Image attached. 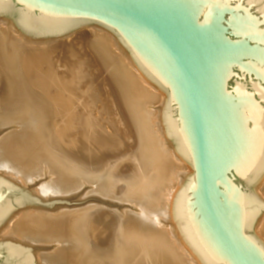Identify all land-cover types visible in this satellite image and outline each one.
I'll return each mask as SVG.
<instances>
[{"label":"water","instance_id":"water-1","mask_svg":"<svg viewBox=\"0 0 264 264\" xmlns=\"http://www.w3.org/2000/svg\"><path fill=\"white\" fill-rule=\"evenodd\" d=\"M0 17L36 37L97 24L159 87L163 127L193 170L173 219L200 264H264L253 191L264 176V0H0ZM0 175V226L16 209L53 207ZM0 264H36L0 240Z\"/></svg>","mask_w":264,"mask_h":264},{"label":"bare ground","instance_id":"bare-ground-1","mask_svg":"<svg viewBox=\"0 0 264 264\" xmlns=\"http://www.w3.org/2000/svg\"><path fill=\"white\" fill-rule=\"evenodd\" d=\"M86 27L92 30V40L90 51L85 49L83 53L91 59L95 72L92 77L98 75L99 89L94 86V91L86 89L70 97V93L66 94L69 81L57 80L63 74L56 78L51 62L44 65L64 43L58 40L62 37H36L21 30L14 19L0 17V94L5 100L0 103V125L14 126L0 139V170L21 183L32 182L47 171L52 180L43 185L44 194H68L88 183L98 195L137 209L118 217V235L108 249L94 235L92 213L73 209L49 213L16 208L0 226V235L4 233L2 239H20L31 245L56 243L54 252L41 255L45 264H200L173 219L174 196L193 170L165 134L161 118L165 96L112 35L97 24ZM73 46L71 41L65 48ZM24 58L28 59L26 66ZM77 72L81 76L82 70ZM87 97L105 101L99 113L93 110L98 118L89 114L90 108L81 102H86ZM158 104L160 107L156 108ZM111 112L117 119L112 125L111 119L101 118ZM57 114L60 133L68 147L85 155V150L92 152L93 158L99 159L110 152L108 149L117 151L134 142L128 156L134 164L132 173L124 175L115 168L86 170L73 163L70 155L71 158L59 151V137L54 132ZM80 115L82 118L76 122ZM74 128L78 130L76 135L87 132L88 139L83 135L78 140L74 132L71 135ZM253 191L264 203V176ZM164 220L171 222L168 228L163 227ZM254 233L264 245V211L254 219Z\"/></svg>","mask_w":264,"mask_h":264},{"label":"rangeland","instance_id":"rangeland-1","mask_svg":"<svg viewBox=\"0 0 264 264\" xmlns=\"http://www.w3.org/2000/svg\"><path fill=\"white\" fill-rule=\"evenodd\" d=\"M91 32H92L91 28L85 26V27H82L80 29H77L76 31H73V33H71L70 35H68L66 37L59 38L58 40L61 41V42H64V43L59 48H57L52 55H50L49 59L51 61H49V59L45 55L41 54V56H43V57L45 56L46 57V61L48 59V62H44L45 63L44 65H47V64H49V62H51L50 64L52 66L50 65V67H53V68H50V69L51 70L53 69L52 72H53V74L57 75V76L55 75L56 78H58L60 76V74L61 75L63 74L67 78V79L65 78L66 79L65 80L63 78L64 76L62 75L57 80L58 81H63V80L64 81H69V82L66 83L67 84L66 94L70 93L69 94L70 97H73V95L75 93L77 95H79V93L81 91H85L86 89H89L90 91H94V89H93L94 86H95L94 88L97 87V89H99V84L97 85V83H96V82H98V83L100 82L99 78L97 77L98 75H96V76L94 75V77H92L95 72L91 68V62H89V61H91V59L86 54L83 53V51L85 49L90 51V44H91V40H92V33ZM71 41L74 44V46H73L74 49H75V47H77V48H79V50L75 49L76 50L75 51V50H73V47H70L68 49L65 48L67 46V44L71 43ZM59 44H57V47H58ZM82 47H84V49ZM69 49H70V51H69ZM81 50H82V52H81ZM73 51H75V52H73ZM77 51H79V52H77ZM69 53H71V54H69ZM78 54L80 56H78ZM71 56H72V58H71ZM83 57H86V58H83ZM24 60L22 59V62L26 66V64L28 62L27 61L28 59L24 58ZM67 60H68V62H67ZM86 61H88V62H86ZM84 62H86V63H84ZM69 63H71L72 66ZM0 64H1V59H0ZM62 65H64V66H62ZM65 65L68 66L69 69ZM82 65H84V66H82ZM25 66H24V68L26 70ZM87 66H89V68ZM84 67H85V69H84ZM70 69H71V72L68 71ZM78 69L82 70L81 76L77 75L78 74V72H77ZM83 69L85 71H83ZM63 70H65L64 71L65 73H62ZM89 70L92 71V72H90ZM66 72L67 73L69 72V73L67 74ZM74 72H76V73H74ZM83 72H85L86 74H89L91 77L89 75H85V77L87 76L86 77L87 79H86L84 77L85 73H83ZM82 76H83V78H82ZM25 77H23L24 80H25ZM77 77H80V78H77ZM90 78L91 79L93 78V79L91 80ZM71 79H73V80H71ZM77 79H78L79 82L77 81ZM81 79H83V80H81ZM94 79H95V82H94ZM85 81H86V83H83ZM91 81H93V82H91ZM71 82H72V84H71ZM89 84H91V85H89ZM85 85H86V87H85ZM87 85H89V86H87ZM97 89H95V91H97ZM67 91H70V92H67ZM90 98L87 97V98H85L86 102H84V100H81V102L83 104L86 103V105L90 108L89 109L90 111H87L89 114H91L95 118H98L97 115L99 116L98 113H99V111H101L102 106L105 103V101L103 99H101V100L98 99L97 100L96 98L92 97L91 99H93L96 104L98 103V105H96ZM4 101L5 100L1 97V94H0V103H3ZM92 104L97 106V109L95 108L94 105L92 106ZM99 104L100 105L102 104L101 107L99 106ZM98 106H99V108H98ZM155 107L158 108V107H160V105L158 104ZM57 110H58V108H56V111ZM93 110L98 112V113L95 112V114H96V115L94 114L95 116L93 115V113H94ZM111 114H112V112L109 113L108 116H106L104 114L101 118L104 119L103 117H105L107 120L111 119L110 120L111 121L110 124L112 125L113 124L112 121H116L117 119H115L116 116H115L114 113L112 115ZM59 115L60 114H57V116H55V119H54L55 124H57L56 126L59 127L58 129L56 127L55 131H54L55 134L57 133L56 135H58V137H59V142H58L59 143L58 144L59 145V151L62 154H65L67 156L70 155L72 158L70 156L69 157L72 159L73 163L75 162L76 165L83 166L86 170L87 169L89 170L91 168H93V169L97 168L99 170H103V169H107V168H111V169L115 168V169H119V171H121L122 174L124 173V175H125V173L126 174H129V173L131 174L132 173V170H133L132 168H134V166H133L134 164L132 162V158L128 157V156L130 155V153L134 149V142L127 143L121 149H119L117 151H113L111 149H108V151L110 150V152L108 153L106 151L107 154L100 156L99 159L98 158H93L92 155H91L92 152L88 153V151L85 150V152H87V154H89V156L91 155L89 157L87 154L85 155V153L83 154L79 150H74L73 148L71 149V146L68 147L67 141L64 140L63 134L60 133L61 132L60 131V124L58 125V121L60 119ZM81 118L82 117L80 115L77 118H75L76 119L75 121L79 122ZM75 121H74V123H75ZM103 121H106V120H103ZM116 122L114 123L115 126L118 125ZM13 127L14 126L11 125V124L9 126H7V125L1 126L0 125V139H2L1 138L2 136H6L8 133H10L11 131H9V130H13ZM75 127L78 128L79 130L82 128L81 125L75 126ZM75 130H76L75 128H74V130H72V129L70 130V131H72L71 135L74 132L73 136H75V137L77 136L78 140H81L84 137H85L84 139L87 138V136H88L87 132L78 133V135H79L78 136V135H76ZM76 131H78V130H76ZM130 132L133 133V130L130 129ZM58 133H60V135ZM68 134L70 135V132H68ZM120 134H121V132H120ZM83 135H84V137H83ZM91 151H93V150H91ZM129 161H131V162H129ZM129 168H131V170ZM0 175L5 177V178H7V179H9V180H11L12 182H14V183H16L18 185H20L21 187L29 190L32 194H34L42 202H47V201H51V200H55V199L56 200H68L69 202H82V203H78V204L58 203V204H55L52 208L33 204V205L24 206L22 208V210L23 209H27V208H30V209L32 208V209H37V210H41V211L43 210V211L49 212V213H54V212L56 213L57 211H62V209L63 210L66 209L68 211L69 210L71 211L73 209V210H78V211L91 212L92 213V219H93V221L95 223L94 224L95 225L94 226V230H95L94 235L96 236L98 243H100L101 246H103L104 248H107V249L111 247L112 242L115 240V238L118 235V228H119V224H120V222L118 220V217L122 216L126 211L130 210L131 212H135V210L137 209L136 206H133V205H130V204H126V203H122V202L120 203L117 200H115V201L114 200H109L108 198H106L104 196L98 195L97 193H95L93 191L92 186L90 184H88V183H83L80 188L74 189V192L70 191V192H68V194L67 193H64V194H61V193L60 194H50V193L49 194H44L41 191L43 185L46 184V182H49L50 180H52L51 174L49 172H47V171H44L43 173H40L39 174L40 176L38 178L36 177V179H34L32 182H27V183H21V181L15 179V178H12L11 176L6 174L2 170H0ZM110 201H112V202H110ZM170 223H171L170 221L164 220L163 221V225H164L163 227L168 228L171 225ZM3 235H4V233H2L0 235V240H9V241L15 242L17 244H20V245L28 247L29 251L31 252V254L33 256L34 261L36 262V264H45L41 260V255H48V254L50 255L52 252L55 251V248L57 246L56 243H50V244L44 243V244L31 245L29 243H25L24 241H21L20 239H13V238H4V239H2ZM109 244H110V246H109ZM107 249H105V250H107Z\"/></svg>","mask_w":264,"mask_h":264}]
</instances>
